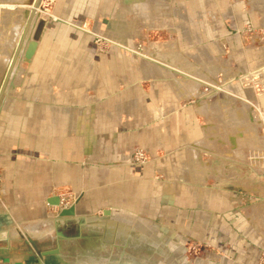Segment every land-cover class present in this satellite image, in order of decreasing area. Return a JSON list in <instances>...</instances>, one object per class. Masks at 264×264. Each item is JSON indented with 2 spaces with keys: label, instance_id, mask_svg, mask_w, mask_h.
<instances>
[{
  "label": "crops",
  "instance_id": "obj_1",
  "mask_svg": "<svg viewBox=\"0 0 264 264\" xmlns=\"http://www.w3.org/2000/svg\"><path fill=\"white\" fill-rule=\"evenodd\" d=\"M257 1H249L251 7L233 0L57 1L51 15H44L36 51L31 60H25L0 109V192L4 197L0 215L19 217L18 221L38 219L25 227L40 224V229L45 220L35 217L52 215L49 206L72 197L68 207L75 205L77 215L91 217L108 211L103 218L130 227L121 230L125 236L136 238L133 234L139 232L144 243L137 236L140 239L134 245L106 244L99 256L94 255V246L87 247L90 250L81 260L65 259L67 247L41 258L29 252L16 254L6 245L0 246V264H143L146 261L136 255L142 248L165 260L160 264H187L183 242L194 238L190 230L196 219L155 214L168 204L182 209L183 205L207 207V179L199 163L194 167L198 154L190 147L210 141L211 132L223 127L214 119L227 116L217 105L213 110L205 101L190 105L186 100L201 94V77L221 69L205 66L191 73L192 79L177 80L174 88L160 80V75L171 72L152 61L116 47L109 53L96 52L93 35L82 26L110 36L114 23L124 19L126 2L132 3L140 29L176 37L184 51L190 50L194 39L205 51L206 47L214 52L215 47L219 52L229 47L237 62L247 59L256 67L264 64V42L252 43L253 35L248 34L243 51L235 29L264 27V0ZM207 9L218 17L216 33L205 22H190ZM223 61L228 64L230 58ZM227 97L237 99L232 94ZM255 99L264 112V92ZM207 108L213 110L211 115ZM209 119L217 125L208 123ZM135 148L148 149L157 161L128 162L126 157ZM170 189L176 195L180 190L181 201L166 194ZM204 213L196 220L201 229L197 237L214 246L219 260L213 264H264L261 231L238 217L219 216L214 217L212 232H207ZM69 248L71 253L79 252L77 247Z\"/></svg>",
  "mask_w": 264,
  "mask_h": 264
},
{
  "label": "rangeland",
  "instance_id": "obj_2",
  "mask_svg": "<svg viewBox=\"0 0 264 264\" xmlns=\"http://www.w3.org/2000/svg\"><path fill=\"white\" fill-rule=\"evenodd\" d=\"M29 1L30 0H0V18H2L0 21L3 20L5 13L10 12L11 14H8H10L14 20L12 24H17L16 26L22 25L20 27L25 28L26 25H24V23L26 21L27 24L29 20V17L26 14V2L29 3ZM57 1L58 0H44L42 10L48 11V16L51 15L52 9L56 5ZM159 1L160 0H153L155 4ZM233 1H237L239 4L244 5L245 7H251V3H249V1L254 2L255 0ZM210 3L212 4V2ZM211 4L208 3L206 5ZM133 9V4H128L126 2L125 14L121 15L124 19L114 23L110 36L90 28L85 30L86 28H84V25L82 26L84 31H87L93 35L95 51L98 53H109L111 49L116 47L124 50L128 54L136 55L142 60L152 61L155 64L160 65L163 70L166 69L167 71L171 72L170 74L168 72V75L166 74L167 76L160 75V80L173 85L174 88H176L175 85L177 80L181 81L192 79V74L190 71L183 70L181 68L183 61L190 62L189 69L194 71L196 69H202L205 66L209 67L210 69H222V71L220 70L217 74L212 75L211 73H207L208 76H206V78H209L210 80L207 79V81L203 80L202 82H199L201 94L195 98L186 100L187 103L193 105L195 102L196 104H199L200 102L205 101L210 106H215L220 102L223 104L224 99L222 98H224L225 95H234L238 101H245L249 105V107H246L247 109L245 113H238L240 116V122L244 124L242 126H249L253 123V125H255L256 134L258 137H262L263 140H261L264 143V112L259 107V104L255 99L256 95H260L264 92V64H259L256 67H252L247 59L237 62L235 57L231 54L229 47H222L221 52H219V47H215L216 52L211 51V49L206 47L207 50L205 51V49H203L202 46L198 44L196 39H194V45L191 46L190 50L184 51L180 44L177 45L176 37H172L171 35L165 37L164 35L157 33L150 34L146 27L140 29L138 18L134 15ZM190 20V22H205L213 33H216V28H218V17L210 9L205 10L204 13H200L195 17H191ZM21 22L23 23L21 24ZM180 22L181 20L179 23ZM12 24L8 27H12ZM3 25H5V23L2 24V22H0L1 35L5 32ZM13 27H15V25ZM147 33H149V37L151 38L150 42L145 39ZM235 34L239 36V41L241 43L240 49L243 51H245L246 48V46H244V41L248 34L253 35L251 39L252 43L261 41L264 42L263 25L255 27L252 25L236 27ZM2 39L3 38L0 36V84H3L6 78L4 57H6L8 50L11 48V41H9V39L7 40L6 38L3 39L4 41ZM250 44L251 43L249 42V45ZM188 53L190 55H188ZM198 53L201 54V57H199L200 59H198ZM169 58H178L179 61L173 65L171 64ZM228 58H230V63L226 64L223 60ZM8 82L9 81H7V85L0 102V109L3 106V100L6 99L9 89L12 85L11 82ZM209 112L210 109L208 110V113ZM214 120H216L217 123L222 126V117L216 118ZM208 123L212 124L215 123V121L213 122L212 120ZM217 123L215 124L217 125ZM217 130L211 132L209 137L206 136L210 140H206V144L202 146L194 144L192 147H190V149L195 151V155L198 154L197 162L193 164L194 167H197L199 163V167L202 169L203 175L207 179V207L203 209V207L200 205L193 209V207L183 205L182 209L181 206H170L171 204H168L165 210H161V212L159 211L160 213L158 212L157 215L155 214V216L193 217L197 220L198 215L204 211L206 213H204V215L207 217V232H212L214 217L231 216L238 217V219L242 220L243 224L248 223L249 226L251 225L254 229H258L264 234V155L262 157L259 155L263 154L264 145H257V147L253 148L244 145L236 146L235 142L230 139L231 134L229 132H227L225 129H221L219 132H217ZM232 130H234V128ZM237 133L238 129L236 131V134ZM236 134L234 135L236 136ZM229 140L232 142L230 143ZM229 144L232 146L234 145V149L232 146L230 147ZM235 146L238 148L241 147L240 149L242 153L244 151L246 157H238L240 159H237L232 154V152L234 153V150L239 151V149ZM251 149H253V151ZM249 150H251V152ZM136 152L143 153L145 158H141V160H135L133 155ZM241 155L243 154H240V156ZM157 159L158 157L153 156L146 148L132 149L129 153V156L126 157L128 162L137 165L153 163L157 161ZM218 169H222V173L220 170L217 172ZM180 175L182 174L179 173V177ZM166 194L171 195V197L179 200L182 197L180 190H178L177 195L172 189L166 191ZM0 198H4L2 197L1 192ZM62 200L65 204H70L72 202V197H64ZM215 202L217 204V208L214 205ZM174 203H177V201L175 200ZM62 206L63 205L60 204L55 207L49 206L50 211L53 212L52 215H49L48 217H35L39 218V220H45V223L40 229L38 228V230H27L24 228L25 224L38 222V219H32L31 221H18L17 218L19 217H5L0 215V230H10L15 228L20 231V234L14 236L9 241V243H0V246L8 245L16 254L29 252L33 257H37L38 254L36 248L31 243H26L27 237L30 236L37 242V247L39 250L56 248L58 245H61L62 247H67V249H69L63 255L65 259L76 260L78 258V260H81L86 257L85 250H90L92 246H94L93 249L95 250L94 255L99 256V252L103 250L105 247L104 245L106 244L111 245L117 242L126 241L129 244L134 245L138 243L137 241L140 239V237L142 238L139 232L133 234L136 236V238L125 236L121 230L127 231L130 229V227L125 228L123 225H120L115 221L106 220V218H103L105 215L104 212H99L98 215L86 217V221L72 220V217H60L59 213ZM1 211L2 210L0 209V214H2ZM145 214L149 216L148 212ZM196 220L193 226H191L192 229L190 230V234H193L194 238L189 237V239H185L183 242L185 259L187 264H213V261H217L219 258L214 253L212 243L201 241V239L199 240V237H197L200 234L201 229L199 231V226ZM55 221H58V223H55ZM59 232H61L62 235H58ZM142 232L144 237L145 232ZM13 233H15V230ZM142 243H144L143 238ZM209 243L211 244L210 247H207L206 249L201 247V245ZM147 244L154 245L156 243L149 242ZM192 245H197L199 247L197 250H194L193 247H191L192 249H189V247ZM70 246L77 247L79 252L77 254L74 252L71 253L69 248ZM136 255L141 258L142 261H146L143 264H160L161 261L165 262V260L160 256L154 257L153 253H148L143 248L141 249L140 253H136Z\"/></svg>",
  "mask_w": 264,
  "mask_h": 264
},
{
  "label": "bare ground",
  "instance_id": "obj_3",
  "mask_svg": "<svg viewBox=\"0 0 264 264\" xmlns=\"http://www.w3.org/2000/svg\"><path fill=\"white\" fill-rule=\"evenodd\" d=\"M15 1V0H14ZM24 1V0H23ZM35 1L36 0H30L29 1V3L28 2H26L27 4V9H26V14L28 15V17H30L32 14V18H31V20H30V24H29V28L27 29V32H26V35L24 36V40H23V43H22V45H21V47L19 48V46H20V43H21V40H22V37H23V35H24V32H25V28L23 27H20V26H22V25H18V26H16L17 24H14L15 25V27H13L14 25L12 24V22H14V20L12 19V17H11V13L10 12H8V13H10V14H8V13H3L5 16L3 17V15H2V17H3V20L2 21H0V22H2V24H4L5 23V25H3V28H4V30H5V32L1 35L0 34V36L4 39V38H6L7 40L9 39V41H11V43H10V50H8V52H7V55H6V57H4V63H5V74L7 75V73L10 71V76H9V82L8 83H12V82H14L16 79H17V77L20 75V73H21V71H22V69H23V65H24V62H26L25 60H26V58H25V52H26V50H27V47H28V45H29V42L30 41H32L33 40V35H34V33H35V31H36V28H37V25H38V23H39V21L40 20H44L45 19V17L43 16V15H45L46 13H48V11H43L42 10V6H43V3H44V0H42L41 1V3L42 4H40V6L39 7H36L35 8ZM5 4H6V2H5ZM20 4H22V3H20ZM3 5V4H2ZM45 5V4H44ZM23 6V5H22ZM24 7V6H23ZM8 10V9H7ZM46 10H48V9H46ZM11 11V10H10ZM34 11V12H33ZM1 17V16H0ZM16 18V17H15ZM0 19H2V18H0ZM29 21V20H28ZM17 22V21H16ZM19 22V21H18ZM23 22H21V24H22ZM11 24L13 25L12 27H8V26H11ZM7 25V26H6ZM24 25H27L26 24V21H25V23H24ZM24 29V30H23ZM24 31V32H23ZM2 39V40H3ZM4 41V40H3ZM19 50V51H18ZM169 60H170V62H171V64H173V65H175V63L178 61V58H169ZM226 62V61H225ZM189 64H190V62H185V61H183L182 62V69L183 70H187V71H190V73H195L196 71H198L197 69L194 71V70H190L189 69ZM215 70H217V69H215ZM217 71H219V70H217ZM221 71H222V69H221ZM214 72V71H213ZM223 72H224V70H223ZM217 73V72H216ZM228 75V74H227ZM217 76V75H216ZM225 77V76H224ZM201 79H203V80H205V81H207V79H209V78H202L201 77ZM202 80V81H203ZM210 80V79H209ZM209 82V81H208ZM218 86V85H217ZM1 88H2V84H0V90H1ZM225 93V92H224ZM229 96V95H228ZM222 99H224V101H223V104H222V102H220V101H218V102H220L217 106L220 108L219 110H221L220 111V113H224L227 117L225 118H223V116H222V120L224 121V122H222L223 123V127H222V129H225L227 132H229L228 134L230 135V139H232L233 140V142H235V144H236V146H249L250 148H253V147H257V145H259V146H261V145H264V143H263V139H262V137L260 138V137H258V135L256 134V131H255V125H249V126H242V125H244V124H241L240 122H239V117L237 116V113L238 112H240V111H242V112H246V107H249V105L246 103V102H243L242 100H239L238 101V99H234V98H229V97H227V96H225V98H222ZM221 100V99H220ZM237 100V101H236ZM214 101H216V100H214ZM222 101V100H221ZM242 101V102H241ZM217 103V102H216ZM222 104V105H221ZM251 104H253V103H251ZM250 104V105H251ZM201 105H204V104H201ZM206 105V104H205ZM205 105H204V108H206L205 107ZM207 105H209V104H207ZM254 107V106H253ZM203 108V107H202ZM203 108V109H204ZM209 108V107H208ZM207 108V111L209 110ZM211 108V107H210ZM214 107L212 106V108L211 109H213ZM202 109V110H203ZM204 110H206V109H204ZM214 110V109H213ZM213 110H210V113H212V111ZM216 111V110H215ZM214 111V112H215ZM203 112H205V113H207L206 111H203ZM218 112V111H217ZM204 113V114H205ZM209 113V114H210ZM216 113V112H215ZM209 114H207V115H209ZM206 115V116H207ZM211 115V114H210ZM216 115V114H215ZM220 116V114L218 113L217 114V116ZM222 115V114H221ZM224 115V116H225ZM213 117V116H212ZM221 117V116H220ZM209 118V117H208ZM209 121H210V119H209ZM236 127H237V129H238V133L236 134V131H237V129H236ZM249 127V128H248ZM234 128V130H232ZM235 129H236V131H235ZM229 130V131H228ZM243 131V132H242ZM233 134V135H232ZM234 134H236V136L234 135ZM262 139V140H261ZM230 141V140H229ZM232 141H230V143H231ZM244 143H247V144H244ZM234 144V143H233ZM234 146V145H233ZM235 146V147H236ZM236 148H238V147H236ZM241 148V147H240ZM240 148H238L239 149V151H235L234 150V153L232 152V154L237 158V159H240L241 157H246L245 156V153H244V151H243V153H242V151H241V149ZM234 149V148H233ZM243 150V149H242ZM252 151H253V149H251ZM251 150H249L250 152H251ZM259 151V150H258ZM256 152V151H255ZM261 153V152H260ZM240 154H243V155H241L240 156ZM252 154H253V152H252ZM256 154H257V152H256ZM256 154H255V156H256ZM247 155V154H246ZM261 157L264 155V152H263V154H259ZM258 155V156H259ZM254 156V155H253ZM238 157H240V158H238ZM232 158H234V157H232ZM235 158V159H236ZM260 167V166H259ZM208 170V169H207ZM71 204H73V203H71ZM66 207H68V204H67V206ZM42 226V225H41ZM29 229H38L39 227H40V224H34V225H29V226H27ZM16 231V233L18 232V230H15Z\"/></svg>",
  "mask_w": 264,
  "mask_h": 264
},
{
  "label": "water",
  "instance_id": "obj_4",
  "mask_svg": "<svg viewBox=\"0 0 264 264\" xmlns=\"http://www.w3.org/2000/svg\"><path fill=\"white\" fill-rule=\"evenodd\" d=\"M41 1L42 0H36L35 1V5H34L35 8L40 6ZM32 15L29 17V21H28V23H27V25L25 27V32H24V35H23V38L21 40L19 48L21 47V45L23 43L24 36L26 35L27 29L29 28V24H30V20L32 18ZM43 26H44V20L42 19V20L39 21V23L37 25V28H36V31H35V33L33 35V40L29 42V45H28L27 50L25 52V58H26L27 61L31 60V58L33 57V55H34V53L36 51L37 43H38V40H39V38L41 36V32L43 30ZM9 76H10V71L7 73L5 81L2 84V88L0 90V102H1V99H2V96H3V92L5 91V87L7 85V81L9 79ZM104 214H108V211H104ZM59 215H60V217L72 216V220H79V221H86L87 220V218L85 216L77 215L75 205L70 207V208L61 209ZM74 218H76V219H74ZM55 223H58V221H55ZM24 228H26V227H24ZM26 229L29 230L28 228H26ZM10 230H0V236H1L0 237V243L7 244V243H9V241L14 236L20 234V231L18 229H17L18 232L16 234H14V233L11 234ZM58 235H62V233L59 232ZM26 243H31L36 248L37 254L41 258H44L47 255L59 254L61 252V245H58V247H56V248H51V249H46V250H39L38 247H37V242L34 239H32L30 236L27 237Z\"/></svg>",
  "mask_w": 264,
  "mask_h": 264
},
{
  "label": "built area",
  "instance_id": "obj_5",
  "mask_svg": "<svg viewBox=\"0 0 264 264\" xmlns=\"http://www.w3.org/2000/svg\"><path fill=\"white\" fill-rule=\"evenodd\" d=\"M135 154H136V155H135ZM133 156H134V159H135V160H141V158H145V155H144L143 153H141V152H136V153H134ZM60 205H63V206L61 207V209L67 208V207H66L67 204H65V203L63 202V200H61ZM210 245H211L210 243H209V244H204V245H201V247H202L203 249H206L207 247H210ZM191 247H193L194 250H197L199 246H197V245H192V246L189 247V249H192ZM213 250H214L215 255H216L217 257H219V255H217L216 252H215V248H214V246H213Z\"/></svg>",
  "mask_w": 264,
  "mask_h": 264
}]
</instances>
